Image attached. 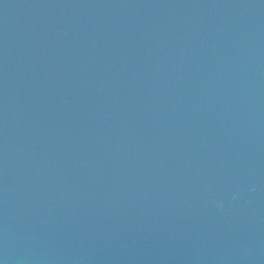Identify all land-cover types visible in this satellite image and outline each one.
<instances>
[{
    "label": "water",
    "instance_id": "obj_1",
    "mask_svg": "<svg viewBox=\"0 0 264 264\" xmlns=\"http://www.w3.org/2000/svg\"><path fill=\"white\" fill-rule=\"evenodd\" d=\"M0 264H264V0H0Z\"/></svg>",
    "mask_w": 264,
    "mask_h": 264
}]
</instances>
